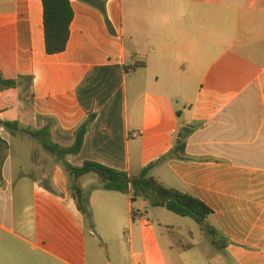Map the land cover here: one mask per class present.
I'll list each match as a JSON object with an SVG mask.
<instances>
[{
	"label": "crops",
	"instance_id": "1",
	"mask_svg": "<svg viewBox=\"0 0 264 264\" xmlns=\"http://www.w3.org/2000/svg\"><path fill=\"white\" fill-rule=\"evenodd\" d=\"M103 1L105 16L70 0L66 48L46 55L41 0H0V76L19 84L0 91V119L29 130L50 119L52 141L69 147L93 114L80 153L67 158L71 165L92 161L135 176L153 164L150 176L161 185L213 211L204 227L217 236L204 233L214 262L264 264V0ZM136 63L143 67L133 69ZM0 139L7 144L0 154V264H98L86 244L92 218L103 226L100 214L117 210L131 224L166 217L145 199L132 203L130 190L104 191L86 175L85 220L48 153L27 135L0 128ZM179 141L185 157L163 159ZM157 231L166 249L149 247L150 261L186 264L168 230ZM132 258L149 263L143 252Z\"/></svg>",
	"mask_w": 264,
	"mask_h": 264
},
{
	"label": "trees",
	"instance_id": "2",
	"mask_svg": "<svg viewBox=\"0 0 264 264\" xmlns=\"http://www.w3.org/2000/svg\"><path fill=\"white\" fill-rule=\"evenodd\" d=\"M86 5L98 9L105 16L103 0H79ZM42 4V26L44 32V50L46 55H57L64 52L68 39L69 28L73 19V12L70 6V0H41ZM108 30H113L105 18ZM133 69L143 67V63H136ZM27 79L30 85V78ZM15 79H4L0 76V91L15 89L18 87ZM95 119L93 114H89L87 119L78 126L74 131L73 143L69 147H62L54 143L51 139L52 120H48L47 124L39 130H29L22 128L16 121H4L0 119V128L12 136L19 134L27 135L36 142L49 156L58 164L68 181L67 191L73 199L76 209L88 220L90 210L88 205V195L81 187L80 179L86 175L94 176L100 188L104 191H112L126 194L130 190L132 192L130 201L133 203L137 198L141 197L148 200L150 207L163 208L168 212L181 217L190 218L196 224L204 227V222L212 214L213 211L194 195L182 192L176 189H169L161 185L157 180L150 176V170L153 164L143 168L139 174L128 176L124 172L116 171L99 163L85 161L81 166H73L67 158L76 156L80 153L84 136L88 127ZM185 143L179 141L178 144L163 159H183ZM7 144L0 139V154L6 151ZM1 156V155H0ZM2 158L0 157V167ZM49 192L54 193L49 187H45ZM206 232L213 238L217 236V232L205 227Z\"/></svg>",
	"mask_w": 264,
	"mask_h": 264
},
{
	"label": "rangeland",
	"instance_id": "3",
	"mask_svg": "<svg viewBox=\"0 0 264 264\" xmlns=\"http://www.w3.org/2000/svg\"><path fill=\"white\" fill-rule=\"evenodd\" d=\"M141 200L134 205L135 212L140 209ZM158 212H162L166 217L155 220L148 215L145 219H134L132 224L129 223V214L126 210H117V214L103 212L99 217L103 226H98V217L95 216L88 224L90 227L86 226L87 233L92 231L91 235L87 234L86 237L88 255L92 256L93 260H98V264H131L134 260L132 256L143 252L148 264H153L150 261L152 250L148 248L158 244L166 249V244L157 231L159 225L168 230L166 234L170 238L173 250L179 255L182 254L186 264H197V261H202V257L208 259L210 264H219L213 261L216 250L209 248L208 235L204 233L205 227L199 226L190 218L178 217L165 209ZM139 244L143 247L140 248ZM190 244L195 247L184 251L185 246ZM95 246L99 249H95Z\"/></svg>",
	"mask_w": 264,
	"mask_h": 264
}]
</instances>
